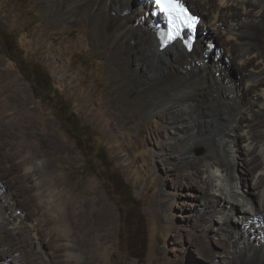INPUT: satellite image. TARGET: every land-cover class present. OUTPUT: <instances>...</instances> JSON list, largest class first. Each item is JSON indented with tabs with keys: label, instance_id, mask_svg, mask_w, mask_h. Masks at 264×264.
<instances>
[{
	"label": "rangeland",
	"instance_id": "374dc122",
	"mask_svg": "<svg viewBox=\"0 0 264 264\" xmlns=\"http://www.w3.org/2000/svg\"><path fill=\"white\" fill-rule=\"evenodd\" d=\"M40 1L0 0V136H4L0 137V182L5 183V192L13 187L15 205L8 212L18 224L13 230L0 221V264H221L234 259V242H226L210 220L200 218L203 203L210 199L199 197L209 191L201 183V173L214 158L230 165L223 141L188 147L192 140L178 139L170 124L174 111L151 110L154 99L165 97L155 95L162 91L164 63L145 75L134 62L130 72L135 77H121L125 67L108 62L104 47L109 46L104 40L95 42L92 30L84 28L87 16L75 28L76 19L57 21L61 13L48 19ZM204 31L208 32L205 28L199 36ZM7 32L19 37L23 61L12 57L19 47L4 43ZM212 35L208 36L218 50L209 46V51L206 38L205 47L210 56L221 55L220 64L234 81L259 67L254 63L244 70L237 58L242 45L233 41L234 59L223 49V35ZM5 46L14 50L11 58ZM259 53H264V45ZM38 65L48 70L55 86L93 130L95 148L104 147L113 160L120 177L112 176V183L110 176L100 179L83 172L84 155L62 131L54 111L33 95L22 70ZM259 132L264 133V128ZM17 149H25L23 156L28 159L41 160L43 195L54 192L44 202L36 191L29 194L23 187L33 185L31 174L7 168L9 155ZM23 161L22 155L14 159L17 164ZM195 172L204 187L198 193L183 180ZM126 189L140 201V223L131 219L126 224L121 217L120 200ZM33 221L36 240L28 226ZM204 243L209 256L201 253Z\"/></svg>",
	"mask_w": 264,
	"mask_h": 264
},
{
	"label": "bare ground",
	"instance_id": "6f19581e",
	"mask_svg": "<svg viewBox=\"0 0 264 264\" xmlns=\"http://www.w3.org/2000/svg\"><path fill=\"white\" fill-rule=\"evenodd\" d=\"M184 1L193 4L189 3L193 9L196 7L204 12L198 30H208L197 38L191 53L178 42L160 49L152 6L147 0H70L69 3L41 0L40 8L46 10L48 19L56 16L54 12L62 15L58 22L76 19L75 28L87 16L84 28L92 30L95 42L104 40L105 46H109L108 49L104 47L108 62L121 63L125 67L121 77H135L130 72L134 62L145 75L164 63V76L160 81L162 91H155V95L163 93L165 97L154 99L151 110H173L170 124L178 133V139L188 137L192 140L188 147L191 143L220 139L228 151L230 165L214 158L200 177L209 191L199 197L210 196L203 203L204 212L200 218L210 220L217 227L215 231L219 236L235 244L236 257L221 264H264V133L259 132L264 128V53H259L260 46L264 45V0ZM159 21L162 23L161 17ZM216 33L223 35V49L234 59L237 55L233 41L242 45V54L237 58L244 70L254 63L259 67L245 72L241 81H234L227 67L221 66V55L210 56L205 47V43L208 44L210 51L212 41L208 35ZM217 50L218 46L214 52ZM0 137L4 138L3 135ZM24 152L25 149H17L9 155L11 163L7 168L18 174L25 169L31 174L33 185L23 187L29 194L36 191L37 198L44 202L54 192L51 190L43 195L41 160L28 159L23 156ZM21 155L24 161L15 163L14 159ZM198 175L195 172L183 177L195 186L197 193L204 189ZM20 177L23 179L24 175ZM0 184L3 187H0L3 192L0 194V221L13 230L18 229L8 212L15 205L11 197L13 187H6L5 192V183ZM48 202L52 203L51 199ZM236 217L238 220L235 221ZM250 220L253 224H248ZM28 226L36 240L35 222ZM19 228L25 231L22 226ZM240 242L243 245L239 246ZM202 246L201 253L209 256L208 243ZM248 258L251 263L247 262Z\"/></svg>",
	"mask_w": 264,
	"mask_h": 264
},
{
	"label": "trees",
	"instance_id": "16d2710c",
	"mask_svg": "<svg viewBox=\"0 0 264 264\" xmlns=\"http://www.w3.org/2000/svg\"><path fill=\"white\" fill-rule=\"evenodd\" d=\"M194 15L199 16L197 14ZM3 36L5 44H13L15 47H19V37L14 32H7V34ZM5 51L6 55L11 58V53H13L14 50L8 49L5 46ZM23 53L24 51L20 48L15 50L14 56L12 57L23 61L25 59ZM83 55L85 56L86 54L83 53ZM36 67L34 70L22 71L30 81L35 98L44 106L54 111L60 122L62 131L75 143L77 149L84 155L85 164L83 172L85 171L88 174L96 175L100 179L110 176V182L115 181L112 176L120 177L119 170L113 169L114 162L104 151V147H100L99 149L95 148V134L93 130L89 128L90 126L88 123L72 108L71 103L65 98L61 90L55 86L48 70L42 65ZM120 205L121 217L126 224H128V221L131 219H135L136 224L140 223L141 218H143L142 210L140 209L141 204L133 191L126 189L125 195L121 197ZM128 244L127 242V245Z\"/></svg>",
	"mask_w": 264,
	"mask_h": 264
},
{
	"label": "snow or ice",
	"instance_id": "6c2138e0",
	"mask_svg": "<svg viewBox=\"0 0 264 264\" xmlns=\"http://www.w3.org/2000/svg\"><path fill=\"white\" fill-rule=\"evenodd\" d=\"M156 4L167 14L169 21L172 24L173 31L168 36L169 40L173 39L176 35H179L181 27H193L194 20L188 15L187 10L180 3V0H156Z\"/></svg>",
	"mask_w": 264,
	"mask_h": 264
},
{
	"label": "water",
	"instance_id": "95a60500",
	"mask_svg": "<svg viewBox=\"0 0 264 264\" xmlns=\"http://www.w3.org/2000/svg\"><path fill=\"white\" fill-rule=\"evenodd\" d=\"M184 2H185V1H184ZM185 4L191 9L192 12L196 13L197 15H199V16H201V17L203 18V15H202L201 12H196V11H194V9L190 6L189 3L185 2ZM161 25H163V24H161ZM199 34H200V33H199ZM199 34H198V37H199ZM198 37H197V38H198Z\"/></svg>",
	"mask_w": 264,
	"mask_h": 264
}]
</instances>
